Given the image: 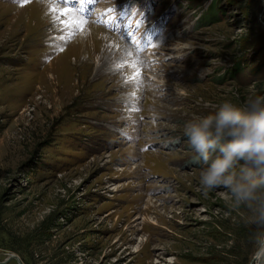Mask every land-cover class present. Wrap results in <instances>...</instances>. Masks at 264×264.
I'll use <instances>...</instances> for the list:
<instances>
[{
	"label": "rangeland",
	"instance_id": "374dc122",
	"mask_svg": "<svg viewBox=\"0 0 264 264\" xmlns=\"http://www.w3.org/2000/svg\"><path fill=\"white\" fill-rule=\"evenodd\" d=\"M74 6L0 0V261L250 264L183 130L264 96V0Z\"/></svg>",
	"mask_w": 264,
	"mask_h": 264
},
{
	"label": "clouds",
	"instance_id": "9594fccd",
	"mask_svg": "<svg viewBox=\"0 0 264 264\" xmlns=\"http://www.w3.org/2000/svg\"><path fill=\"white\" fill-rule=\"evenodd\" d=\"M205 191L225 189L233 209L246 208L255 231L250 264H264V96L243 104L223 101L216 110L184 125Z\"/></svg>",
	"mask_w": 264,
	"mask_h": 264
},
{
	"label": "water",
	"instance_id": "95a60500",
	"mask_svg": "<svg viewBox=\"0 0 264 264\" xmlns=\"http://www.w3.org/2000/svg\"><path fill=\"white\" fill-rule=\"evenodd\" d=\"M13 258L16 259V260L18 261L19 264H22V263L20 262L19 257L16 256V255H14V254H8L5 260L0 261V264L6 263V262L10 261V260L13 259Z\"/></svg>",
	"mask_w": 264,
	"mask_h": 264
},
{
	"label": "snow or ice",
	"instance_id": "6c2138e0",
	"mask_svg": "<svg viewBox=\"0 0 264 264\" xmlns=\"http://www.w3.org/2000/svg\"><path fill=\"white\" fill-rule=\"evenodd\" d=\"M24 2H27V0H24ZM79 2H80V3H83V0H79ZM65 3H68V0H65ZM62 13H63L64 15H69V14H70V10H69V8H64V9L62 10ZM82 23H83V21L79 22L76 26L79 27L80 24H82Z\"/></svg>",
	"mask_w": 264,
	"mask_h": 264
},
{
	"label": "bare ground",
	"instance_id": "6f19581e",
	"mask_svg": "<svg viewBox=\"0 0 264 264\" xmlns=\"http://www.w3.org/2000/svg\"><path fill=\"white\" fill-rule=\"evenodd\" d=\"M70 2H71V0H70ZM41 5H43V4H41ZM45 5V4H44ZM60 40V39H59ZM54 70V69H53ZM12 260H14V259H12ZM16 260V259H15ZM18 262V261H17ZM20 262L22 263V261L20 260ZM7 263H9V262H7ZM4 264H6V263H4ZM23 264V263H22Z\"/></svg>",
	"mask_w": 264,
	"mask_h": 264
}]
</instances>
